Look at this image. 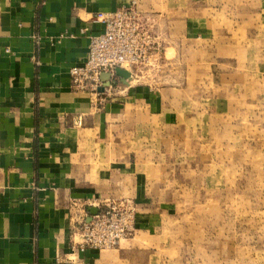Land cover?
<instances>
[{"label":"crops","instance_id":"obj_1","mask_svg":"<svg viewBox=\"0 0 264 264\" xmlns=\"http://www.w3.org/2000/svg\"><path fill=\"white\" fill-rule=\"evenodd\" d=\"M131 1L165 52L179 55V84L188 86L189 69L203 85L204 69L230 54L242 73L222 81L237 92L192 98L187 88L156 93L119 77L97 95L73 86L70 68L85 61L88 34L102 31L94 16ZM263 42L264 0H0V264H148L146 251L163 245L171 208L184 201L170 194L172 146L187 147L198 127L229 141L235 131L223 117L241 114L231 103L249 122L254 107L262 117ZM106 200L134 207V237L73 252L79 221Z\"/></svg>","mask_w":264,"mask_h":264},{"label":"rangeland","instance_id":"obj_2","mask_svg":"<svg viewBox=\"0 0 264 264\" xmlns=\"http://www.w3.org/2000/svg\"><path fill=\"white\" fill-rule=\"evenodd\" d=\"M253 40L259 49V39ZM158 41L159 54L152 55L149 64L134 68L124 84L147 86L156 93L163 88H187L192 98L220 97L229 90L237 92V87L225 85L228 80L225 78L228 74L241 75L242 70L237 68L243 62L240 56L234 59L224 54L219 58V68L207 66L201 78L203 85H194V73L188 69L190 83L184 86L179 84L184 75L179 55L173 52L169 55L160 39ZM92 93L97 95L96 91ZM231 105L241 114L237 115L236 111L229 113V117L222 116L232 122L235 131L228 135L229 141L224 139V133L217 136L197 126V133L187 132V147L177 143L172 146L168 175L170 194L174 195L173 200L185 202L171 208L174 221L162 235L163 245L146 251L144 258L148 264H264V107L262 117L258 116L259 107H254L249 122L244 118L242 104ZM208 109L212 110L213 104ZM219 112H225L224 105ZM217 123L221 125L223 120L218 119ZM173 200L171 204H175ZM134 219L136 221L135 211ZM133 237L132 234L128 238ZM77 243L73 252H79Z\"/></svg>","mask_w":264,"mask_h":264},{"label":"built area","instance_id":"obj_3","mask_svg":"<svg viewBox=\"0 0 264 264\" xmlns=\"http://www.w3.org/2000/svg\"><path fill=\"white\" fill-rule=\"evenodd\" d=\"M92 20L102 27V31L88 34L85 61L70 68L73 86L82 89L90 84L97 93L102 74L110 76V86L117 79L116 69L132 75L134 68L149 64L152 55L159 54L161 45L152 31L150 17L138 8L135 1L114 12L97 13ZM134 211L127 201L103 202L95 214L79 221L77 250L115 248L134 233Z\"/></svg>","mask_w":264,"mask_h":264},{"label":"water","instance_id":"obj_4","mask_svg":"<svg viewBox=\"0 0 264 264\" xmlns=\"http://www.w3.org/2000/svg\"><path fill=\"white\" fill-rule=\"evenodd\" d=\"M115 75H116V77H119L120 78V80H121V82H125L126 81V79H128L129 78V76H130V74H129V72H127L126 70H122V69H116L115 70ZM100 79H101V81L103 82V85H101L99 88H98V91L99 92H103L104 91V89H105V87L106 86H109V82H110V76L108 75V74H102L101 76H100ZM96 212H94L93 214H95ZM92 214V215H93Z\"/></svg>","mask_w":264,"mask_h":264}]
</instances>
